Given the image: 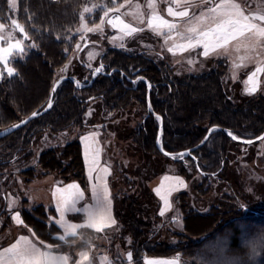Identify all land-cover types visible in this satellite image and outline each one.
Segmentation results:
<instances>
[{
  "label": "trees",
  "instance_id": "obj_1",
  "mask_svg": "<svg viewBox=\"0 0 264 264\" xmlns=\"http://www.w3.org/2000/svg\"><path fill=\"white\" fill-rule=\"evenodd\" d=\"M84 3L85 0H18V18L24 24L34 48L22 59L12 61L11 67L15 68L16 74L0 78V128L19 122L47 104L55 72L65 63L68 52L75 44L76 39L69 38L78 24L80 8ZM8 11V0H0L1 19ZM109 57L112 59L107 60V73L99 75L92 85L77 88L73 82L63 81L56 90L49 112L0 140V149L4 152L0 156V169L8 165L6 159L11 154L28 149L33 135L65 131L72 126L82 127L88 99L100 101L105 107L116 110L130 107L133 101L138 105L142 118L132 134L126 137L132 139L140 157L148 160L154 178L160 176L158 170L163 164L172 162L179 169L176 173L185 179L190 177L187 167L200 172L203 181L194 188L199 195L210 191L207 183L209 176L224 182L236 180L232 177L235 172L230 164L233 162L232 154L240 144L215 131L201 148L192 152L193 157L171 160L164 157L156 146L160 125L157 116L163 122L161 145L168 153L176 154L196 146L205 138L210 127L224 128L233 136L248 140L264 132L263 94L234 97L228 89L239 86L231 83L228 68L223 62L200 75L175 76L170 81L168 68L148 56L113 49ZM161 67L166 70L165 73H162ZM130 78L142 79L134 83ZM147 82L152 85L149 102ZM62 157L67 160V165L59 163L53 151L47 152L40 157V165L44 170L60 174L62 181L74 179L83 183L84 163L80 143L68 145ZM33 174L32 170L25 173L29 180ZM134 186L137 187L136 193L113 194L115 227L102 232L88 231L97 236L98 247L104 250L111 240L122 242L126 237L131 240L129 247L123 248L121 253L107 252L113 264H125L128 253L132 254L134 264H145L146 258L166 257H178L189 264H211L213 259L208 256V251L215 245L221 251L226 247L225 261L230 264H264V219H258L259 214L256 213L253 215L257 218L244 216L249 209L238 203L245 200L235 193L216 199L207 213L190 211L188 194H177L174 202L183 217V231L169 233L168 237L178 241L170 244L161 240L159 226L163 217L159 213V200L147 183L130 185L125 182L126 188ZM21 215L26 226L41 241L60 252L72 247L73 238H69L68 243L57 239L59 228L48 223L49 216L42 206L31 211L23 209ZM242 234L251 240L249 244L241 242Z\"/></svg>",
  "mask_w": 264,
  "mask_h": 264
},
{
  "label": "rangeland",
  "instance_id": "obj_2",
  "mask_svg": "<svg viewBox=\"0 0 264 264\" xmlns=\"http://www.w3.org/2000/svg\"><path fill=\"white\" fill-rule=\"evenodd\" d=\"M236 2L245 9L246 14L264 12V0H236ZM120 3H125V0H117L116 6ZM15 4L14 8L11 7L8 0L9 11L2 19L0 17V24L4 25L0 29V46L7 47L9 43L14 42L16 39H21L25 52L23 55L14 54L10 59L9 67H11L13 60L22 59L28 51H31V48H34L28 35V39H22L21 33L12 24V21L15 20L24 28L27 34L24 24L18 18V0H15ZM93 5H104L105 7L96 8L91 13L83 12L85 7H92ZM146 5L147 0H128L125 8H122L119 13L110 12L108 17H104L105 8L113 7L111 0H85L84 5L80 8L78 24H76L69 38H75V44L72 50L68 52L65 63L56 70L54 80L56 81L63 76L71 77L78 86H83L90 82L93 72L99 66L102 65L103 67L101 73L97 74L95 79L99 75L107 73L106 67L107 63H109L107 60L112 59L109 57L111 51L119 49L126 54L148 56L165 65L170 71V81L175 76L200 75L215 68L217 63L223 62L228 68L227 73L231 83H236L239 86L237 89L233 88V90H230L229 88L228 90L234 97L248 96L245 92V81L257 66L264 65V47H258L256 52H253L244 47L248 43L247 38H241L233 41L227 49H219L207 57L202 54L204 51L202 46L183 52L177 50L176 54H173L168 51V48L173 47V45L186 43V40L176 35V32H173L174 38L166 42V30L164 35H157L153 30L149 29L147 18L151 10ZM167 6L164 0H159L158 11L165 19L173 21L174 18L167 15ZM201 11H203V8L199 6L190 8V12L196 15H199ZM141 13L143 16H141ZM81 14L84 16L83 20L80 18ZM116 15H120L125 23L143 29V31H139L132 36L124 35L119 31V28H113L107 23L108 19L114 18ZM101 18L104 19V23L101 25L102 30H95L96 25L101 24ZM142 18L145 21L144 23H141ZM175 22L178 23L176 31L185 36L188 35L187 28L196 23L193 20V23L189 24L186 19L181 20L180 18H175ZM212 24L213 21L209 19L202 22L199 27L204 30L212 26ZM86 27H91L94 31L87 32ZM77 45H79V48ZM238 48L239 51H237ZM90 53L94 55L90 57ZM242 57L244 58L243 60H241ZM237 65L242 66L237 67ZM160 70L162 73L166 72L163 67ZM0 73H3V76L7 75L3 64H0ZM140 79L142 78H134L132 80L136 83ZM259 81L260 87L255 94L264 95V73L259 74ZM131 103L130 107L116 110L113 107H105L100 101H89L88 99L84 107L82 127L72 126L65 131H46L35 134L29 139L31 143L27 150L19 154L13 153L6 159L8 165L0 169V245L9 240L16 231L11 222V214L14 212L18 211L21 214L23 209L31 211L37 206H42L49 216L48 223H50V184L55 180H62L63 177L55 171L44 170L40 165V157L47 152L53 151L59 163L67 165L68 162L63 159L62 153L68 145L78 143L83 133L88 131L99 133L103 160L110 165L112 170L110 181L113 194L118 192L136 193L137 187L126 188V181L130 185L141 184V182L146 185L147 183L150 189L161 175L165 173L174 174L179 170L172 162L167 165L163 164V167L158 170L160 176L153 177V170L148 165V160L140 157V154L135 151L132 139L126 137L128 134H132L142 118V115H139L138 105L134 104L133 101ZM3 128H0V130ZM2 153H4L3 149H0L1 157L3 156ZM232 156L233 162H231L230 166L235 172L232 177L236 180L234 182H224L222 179L209 176L207 183L210 191L204 195H199L194 190L203 181L200 172L193 167L186 168L190 176L187 179L189 187L182 192L188 194V209L207 213L214 205L216 199H220L224 194L235 193V195L245 200L238 203L249 209V212H246L244 216L256 217L253 215V213H256L259 214L257 215L258 219H264V139L253 145L240 144ZM27 170H32L34 173L30 180L25 175ZM144 179H148V181L146 182ZM179 193L181 192L172 195V208L162 215L163 218H161L159 226L161 240L168 241L170 244H176L178 241L174 237H168L169 233L174 234L183 231V217L174 202V197ZM12 201H15V204L10 207ZM262 216L263 218H261ZM196 239L192 240L199 241ZM90 240L99 242L97 236L86 232L82 234V238L75 242V245H80L84 241L88 242ZM130 242L131 240L127 237L122 242L121 240L119 242L111 240L106 245L107 249L102 250L109 254H116V251L121 253L123 248L129 247ZM241 242L249 244L251 240H247L246 236L242 234ZM75 245L70 246L71 250ZM214 247L211 251H208V256L213 259L211 264H230L225 261L227 258L226 247L223 251L217 250V245ZM179 259L181 264H189L187 260L184 262L181 258Z\"/></svg>",
  "mask_w": 264,
  "mask_h": 264
},
{
  "label": "snow or ice",
  "instance_id": "obj_3",
  "mask_svg": "<svg viewBox=\"0 0 264 264\" xmlns=\"http://www.w3.org/2000/svg\"><path fill=\"white\" fill-rule=\"evenodd\" d=\"M167 3L166 12L167 15L173 17V21L165 19L158 11L159 0H147V8L151 10L150 15L147 18V26L149 29L153 30L157 35H164L165 30L167 32L166 42L169 39H173V32L176 35L181 36L182 39L186 40V43L173 45V47L168 48V51L176 54V51L180 52L194 50L196 47H203V55L205 57L209 56L212 52L219 49H227V47L233 42L240 40L241 38H247L248 43L244 45L246 49H250L256 52L258 47H264V12H250L245 13V9L241 7L236 0H164ZM11 7H15V0H9ZM113 7L105 8L103 12L104 17H108L110 12L119 13L122 8H125L128 0L125 3H120L117 5V0H111ZM201 7L203 11L199 15L190 12L192 7ZM104 5H93L92 7H85L84 13H91L96 8H104ZM133 14V13H128ZM211 14V15H209ZM141 16L143 14L141 13ZM84 19L83 14L80 17ZM175 18H180L185 20L189 24L196 22L193 26L187 28L188 35L185 36L179 33L177 30L178 23L175 22ZM211 19L213 21L212 26L207 29L201 30L199 25ZM144 19H141V23H144ZM104 23V19L101 18V24L96 25L95 30H102L101 25ZM107 23L113 28H119V31L126 36H132L143 29L134 27L128 23H125L120 15H116L114 18L108 19ZM15 29H18L21 33L22 39H28L24 28L18 24L15 20L12 21ZM4 27L0 24V29ZM87 32H93L94 29L91 27H86ZM83 39V37H81ZM79 48V45H77ZM239 51V48L237 49ZM25 52L22 46L21 39H16L14 42L9 43L7 47L0 46V64H3L4 69L8 76H13L16 74V70L13 67H9V62L14 54L23 55ZM258 54V53H257ZM94 55L90 53V57ZM244 58L242 57L241 60ZM191 63V61H189ZM242 65H237L240 67ZM102 65L96 68V72L99 73L102 70ZM264 73V65L257 66L253 72L248 76L245 81V92L248 95L255 94L260 87L259 74ZM3 73H0V78H2ZM55 87L53 88V92ZM48 107H51V101H49ZM37 113H33V116ZM159 119V117H157ZM95 133L90 134V136H85L82 140L85 142L86 147L88 141L94 136ZM231 136L232 134L229 133ZM236 139L235 136H232ZM264 139V137L260 138ZM246 143H251V141H246ZM183 154H181L182 156ZM86 164H91L93 167L89 169V178L93 179L91 173L95 171V166L97 165V153L92 152L91 160H89L86 153ZM105 173L108 169H103ZM95 179L98 181L97 184L92 185L93 198L96 201L95 206H85L83 209H78L76 204L83 199L84 193L80 190L79 185L73 183L67 185L64 188H57L53 197L57 200L56 210L60 214L59 219H54V222L58 224L64 231L63 234L58 236L57 239L69 242V238L81 237L82 234L79 232L80 229L88 228L93 229L96 232H102L106 228L114 226L116 221L111 216V199L108 190L107 182L100 176H96ZM167 180H174L177 185H184V182L179 177H165ZM163 187V185L161 186ZM172 189H169V194ZM159 195L161 189H156ZM59 194V195H57ZM161 199L164 200L165 208L161 211V215L171 207L167 195H161ZM15 204L12 201L10 207ZM84 212L86 215V221L83 224H73L66 220L65 215L68 212ZM12 219L18 225H24V221L20 217V213L17 211L13 214ZM35 236V233H33ZM44 249L38 247L36 243H33L31 239L27 236L19 237L15 243L11 244L9 247L0 250V264H93V257L90 256L91 245L84 241L85 250L80 251L77 255L79 259L72 260L68 255H55L52 252V245L43 244ZM133 257L131 253L127 254V260L132 261ZM100 264H111V260L107 256H101L99 258ZM146 264H178V261H157V260H147Z\"/></svg>",
  "mask_w": 264,
  "mask_h": 264
},
{
  "label": "crops",
  "instance_id": "obj_4",
  "mask_svg": "<svg viewBox=\"0 0 264 264\" xmlns=\"http://www.w3.org/2000/svg\"><path fill=\"white\" fill-rule=\"evenodd\" d=\"M93 133H95V135L92 136V138L88 141V145H90V147H86V144L82 140V138L85 136H90V134H93ZM79 143L81 146V153H82L83 163H84V181H83V183L79 182L78 180L73 179V180H69V181H62V180L57 181V180H55L54 182H52L50 184V186H51V192L50 193L51 194L49 195V205H50V209L53 210V214L50 217V219H51L50 223L55 224L59 228V231H60L56 237L62 235L64 230L58 224H56L54 222V219L60 218V214L56 210L57 200L54 199V197H53L54 191L57 188H64L67 185L75 183V184L79 185L80 190L84 193L83 199L80 200L76 204V207L78 209H83L85 206H95L96 201L93 198L92 185L98 183V181L95 179L96 176L102 177L107 182L108 190L110 193V199H111V216H112V218L115 219L116 224H117V220H116L115 215H114L113 191H112L111 181H110L112 170H111L110 165L105 163L103 160V152H102V146H101L99 133L95 132V131H90V132L88 131L86 133H83L80 136ZM93 151H95L97 153V165L95 166V171H93L91 173L93 179L90 180L89 169H90V167H93V166L90 163L86 164L85 157H86V153H87L89 160H91ZM105 168L108 169L107 173H105L103 171V169H105ZM165 177H179L184 182V185H177L174 180H167L166 181L164 179ZM162 185H163V187H161ZM188 187H189V182L187 181V179H185L183 176H181L177 173H174V174L165 173V174L161 175L158 178V180L156 182H154V184L151 186L152 192L154 193V195L156 196V198L160 202L159 212L161 213V211L165 208L164 200L161 199V195H167L169 203L171 204V207L164 212V214H166L172 208V200H171L172 195L176 194L178 192L185 191L188 189ZM158 188L161 189V192L159 195L157 194V191H156V189H158ZM169 189H172L170 194H169ZM57 195H59V194H57ZM14 213L11 214V222H12V225L16 231H15L14 235L9 240H7L6 242H4L3 244L0 245V250L9 247L11 244L15 243L16 240L21 236L29 237V239H31L33 241V243H36L38 247H41L42 250H47V249L43 248V245L40 243L41 240L38 239L36 235L33 236L34 232L32 231L31 228L27 227L25 223H24V225H18L12 219V216ZM20 217L23 220V217L21 214H20ZM65 218L68 222L73 223V224H83L86 221V215L82 211L81 212H68V213H66ZM116 224L114 226L108 227L106 229L113 228L116 226ZM88 231L96 232L93 229H88V228H84V229L79 230V232L81 234H84ZM80 238L81 237L75 238L74 241L71 243V245H75V242H77ZM88 243L91 245L90 256L94 258L93 264H100L99 258L101 256H107L110 259V256L108 255V253L103 252V250L98 247L97 241L90 240V241H88ZM43 244L50 245L46 242H43ZM83 244L75 245V247H73L72 250L69 246V249L64 251V252L57 251V249L52 246V252L55 255H68L72 258V260H77V259H79L77 254L80 251L85 250ZM147 260H157V261H160V260H163V261L176 260V261H178V264H181V261L178 257L146 258L145 264H146ZM111 264H113L112 261H111ZM125 264H129V261L127 260V262ZM130 264H134V263L131 261Z\"/></svg>",
  "mask_w": 264,
  "mask_h": 264
},
{
  "label": "water",
  "instance_id": "obj_5",
  "mask_svg": "<svg viewBox=\"0 0 264 264\" xmlns=\"http://www.w3.org/2000/svg\"><path fill=\"white\" fill-rule=\"evenodd\" d=\"M100 73H101V71L99 73L94 71L90 82L85 84V85H83V86H78L71 77H66V76L60 77L58 80L55 81V83L53 85V88L55 87V91L53 92V88H52L51 94H50V97H49V100H48L47 104L44 107L33 111L31 114H29L27 117H25L24 119L20 120L19 122H16V123H14V124L6 127V128L1 129L0 130V140L3 139V138L8 137L9 135L13 134L14 132H16V131L20 130L21 128L25 127L26 125H28L33 120H35V119L45 115L47 112H49L51 110L52 106H53V103H54V97H55L56 90H57V88H58V86H59V84L61 82L65 81V80H69V81L73 82L77 88H83V87H87V86L92 85V83L95 80V76L97 74H100ZM104 74H106V73H104ZM147 86H148V102H149V93H150V90L152 88V85L149 82H147ZM49 101H51V107H48ZM148 110L151 111L150 106H148ZM34 112L37 113V115L33 116ZM157 117H159L158 120H159L160 125H159V131H158L156 146H157L159 152L164 157H167V158H169L171 160H174V161L175 160H179V159H183L185 157H193L192 152H194V151L198 150L199 148H201L209 140V138L211 137V135L215 131H220V132L226 134L227 136H229L231 138V140L235 141L236 143L244 144V145H253V144L258 143L259 141H261L262 139H260V138L264 137V132H263L258 137H255V138H252V139H248V140L240 139V138H237V137H236V139H233L232 138L233 135L230 136L229 135L230 132L227 131L226 129L221 128V127H210L208 129V132H207L205 138L199 144H197L196 146H194V147H192V148H190L188 150L173 154V153H168L167 151H165L163 149L162 145H161L160 137H161V134H162L163 122H162V118L160 116H157ZM246 141H251V143H246ZM181 154H183V155L181 156Z\"/></svg>",
  "mask_w": 264,
  "mask_h": 264
}]
</instances>
